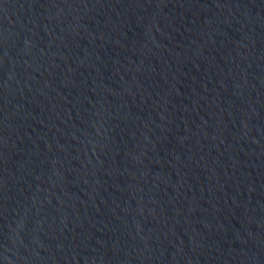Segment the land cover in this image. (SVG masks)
Masks as SVG:
<instances>
[{"label": "water", "instance_id": "95a60500", "mask_svg": "<svg viewBox=\"0 0 264 264\" xmlns=\"http://www.w3.org/2000/svg\"><path fill=\"white\" fill-rule=\"evenodd\" d=\"M0 264H264V0H0Z\"/></svg>", "mask_w": 264, "mask_h": 264}]
</instances>
